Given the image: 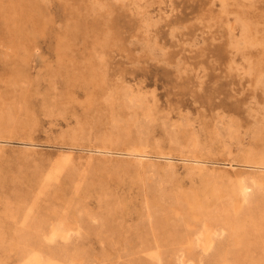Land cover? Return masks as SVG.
<instances>
[{"label":"rangeland","instance_id":"374dc122","mask_svg":"<svg viewBox=\"0 0 264 264\" xmlns=\"http://www.w3.org/2000/svg\"><path fill=\"white\" fill-rule=\"evenodd\" d=\"M38 1L26 52L0 16V264H18L60 221L75 231L47 245L77 264H179L182 206L213 209L237 180L264 183V66L246 26L257 16L264 39V0ZM127 96L146 106L130 109ZM262 205L246 213L241 242L221 241L238 264H264ZM213 254L182 262L219 264Z\"/></svg>","mask_w":264,"mask_h":264},{"label":"bare ground","instance_id":"6f19581e","mask_svg":"<svg viewBox=\"0 0 264 264\" xmlns=\"http://www.w3.org/2000/svg\"><path fill=\"white\" fill-rule=\"evenodd\" d=\"M10 1V0H8ZM8 1H7V4H8ZM96 1V0H95ZM142 1V0H141ZM227 1V0H226ZM229 1V0H228ZM231 1V0H230ZM241 1V0H240ZM244 1V0H243ZM255 1V0H254ZM91 2V1H90ZM215 2V1H214ZM222 2V1H221ZM220 2V3H221ZM237 2V1H236ZM245 2V1H244ZM138 3V2H137ZM231 3V2H230ZM260 3V2H259ZM97 4V3H96ZM234 4V3H233ZM244 4H249V2L247 3H244ZM242 3V5H244ZM252 4V3H251ZM38 5H39V1L38 0H20L16 3L15 0H12L11 1V4L9 3L8 5H6L4 3V1L2 0L1 3H0V16H2L3 18H6L7 20V24H9V26L11 27L12 29V38H13V44L15 45V48H19L18 50H21L23 49V51L25 50H28L29 48H31L35 43L33 42V36L35 37V35H33V30L34 28L36 29L35 26L38 25L37 23V20L35 21V17H36V14H37V8H38ZM235 5H237L235 3ZM225 6V5H224ZM228 6V5H227ZM245 6V5H244ZM247 6V5H246ZM90 7V6H89ZM139 7V6H138ZM243 7V6H242ZM241 7V9H242ZM141 8V7H140ZM227 8V7H226ZM232 8V7H231ZM258 8H259V5H258ZM40 9V8H39ZM245 7L243 8V11L245 12L246 10H244ZM261 9V8H260ZM88 10V8H87ZM237 11V10H236ZM248 11V10H247ZM262 11V10H261ZM254 12V11H253ZM252 12V13H253ZM257 12V11H256ZM209 13V12H208ZM220 13V12H219ZM246 13V12H245ZM40 14V13H39ZM243 14V13H242ZM201 15V14H200ZM228 15V14H226ZM230 15V14H229ZM234 15V14H233ZM244 15V14H243ZM241 15V16H243ZM253 15V14H252ZM85 16V15H84ZM143 17V16H142ZM226 17V16H225ZM247 17V16H246ZM38 18V17H37ZM42 18V16H41ZM78 18V17H77ZM150 18V17H149ZM242 18V17H241ZM1 19V18H0ZM40 19V17L38 18V20ZM79 19V18H78ZM222 19V18H221ZM235 19V18H234ZM257 16L253 17V21H251V23L249 25L248 22L246 24V26H249V30H251V32H254L252 35H253V38H252V41L256 44H258V47H259V61H258V70L257 72H262L263 70V66H264V39L263 37L261 38L260 37V34L259 32H256L254 31L256 28V22H257ZM41 20V19H40ZM39 20V21H40ZM216 20V19H215ZM218 20V19H217ZM3 21V20H1ZM220 21V19H219ZM218 21V22H219ZM225 21V20H224ZM234 21V20H233ZM262 21V20H261ZM4 22V21H3ZM2 22V23H3ZM6 22V21H5ZM86 22V21H85ZM200 22V21H198ZM217 22V23H218ZM37 23V25L35 24ZM75 23V22H74ZM99 23V22H98ZM40 24V23H39ZM76 24V23H75ZM83 24V22L81 23ZM86 24V23H85ZM234 24V23H233ZM262 24V23H261ZM99 25V24H98ZM235 25V24H234ZM233 25V26H234ZM241 25V24H240ZM264 25V24H263ZM40 26V25H39ZM39 26L37 28V30H40L39 29ZM87 26V25H85ZM79 27V26H78ZM96 27V25H95ZM94 27V28H95ZM101 27V26H100ZM231 27V26H230ZM242 27V26H241ZM244 28V26L242 27ZM247 28V27H246ZM246 28L244 29L246 31ZM9 29V28H8ZM70 29V28H69ZM80 29V28H79ZM101 29V28H100ZM234 28H231L230 30H233ZM236 29V28H235ZM94 30V29H92ZM7 31H10V30H7ZM5 31V32H7ZM78 31V30H77ZM91 31V30H90ZM105 31V30H104ZM35 32H38V31H35ZM210 32V31H209ZM243 32V30H242ZM256 32V33H255ZM262 32V31H261ZM100 33V31L98 32ZM225 33V32H224ZM244 33V32H243ZM246 33V32H245ZM9 34V33H8ZM7 34V35H8ZM75 34V33H74ZM86 34V33H85ZM106 34V33H105ZM239 34V33H238ZM249 34V33H248ZM10 35V34H9ZM8 35V36H9ZM247 35V34H246ZM251 35V37H252ZM230 36V35H229ZM235 37V36H234ZM11 38V37H10ZM103 38V37H102ZM226 38V37H225ZM6 40V39H5ZM9 40V38H8ZM231 40V39H230ZM234 40V39H233ZM3 42V41H2ZM9 42V41H8ZM235 42V41H234ZM70 43V42H69ZM68 43V44H69ZM96 44V42H94ZM3 44V43H2ZM62 44V43H61ZM67 44V45H68ZM72 44V43H71ZM70 44V45H71ZM229 44V43H228ZM4 45V44H3ZM6 45V43H5ZM10 45V44H9ZM63 45V44H62ZM65 45V44H64ZM12 46V45H11ZM69 46V45H68ZM93 46V45H92ZM35 47V46H34ZM38 46H36L35 49H38L37 48ZM67 47V46H66ZM100 47V46H99ZM243 47V46H242ZM9 48V47H8ZM33 48V47H32ZM31 48V49H32ZM64 48V47H63ZM92 48V47H91ZM98 48V47H97ZM101 48V47H100ZM237 48V47H236ZM244 48V47H243ZM14 49V47H13ZM16 49L14 50V52H16ZM12 50V48H11ZM97 50V49H96ZM37 51V50H35ZM26 52V51H25ZM13 53V52H12ZM238 53V52H237ZM17 54V53H16ZM16 54H13V55H16ZM92 57V56H91ZM74 58V57H73ZM77 60V59H76ZM253 60V58H252ZM258 60V59H257ZM256 60V61H257ZM78 61V60H77ZM88 63V62H86ZM85 63V65H86ZM94 63V62H92ZM245 63V62H244ZM22 64V63H21ZM20 64V65H21ZM91 64V63H90ZM96 64V63H95ZM84 65V64H83ZM238 65V64H237ZM240 65V64H239ZM25 66V64H24ZM235 66V65H234ZM22 67V66H21ZM77 67V66H76ZM96 67V66H94ZM245 67V66H244ZM251 67V66H250ZM86 68V67H85ZM248 68V67H247ZM77 69V68H76ZM79 69V68H78ZM88 69V68H87ZM94 69V68H93ZM96 69V68H95ZM95 69L93 70L95 73ZM90 70V69H89ZM88 70V71H89ZM246 70V69H245ZM77 71V70H76ZM83 71V70H82ZM81 71V72H82ZM86 71V69H85ZM238 71V70H237ZM242 71V69H241ZM248 71V69H247ZM92 72V70H91ZM99 72V71H97ZM251 72V71H250ZM86 73V72H85ZM247 73V72H246ZM253 73V72H252ZM92 77V75H94V73H89ZM102 74V73H101ZM104 74V73H103ZM242 74V73H241ZM90 75H88V77H90ZM244 75V74H243ZM262 75V74H261ZM97 76V74H95V77ZM100 76V75H99ZM98 76V77H99ZM255 76V75H254ZM85 77V76H84ZM83 77V78H84ZM94 77V76H93ZM93 77L91 79H93ZM94 77V78H95ZM97 77V78H98ZM103 77V76H102ZM101 77V80L102 79ZM87 78V77H86ZM100 78V77H99ZM90 79V80H91ZM254 79V78H253ZM262 79V78H261ZM260 79V80H261ZM84 80H86L84 78ZM89 80V79H88ZM87 81V80H86ZM95 81V79L93 80ZM93 81H88V83L90 82V84L93 83ZM92 82V83H91ZM103 82V81H102ZM101 82V83H102ZM105 82V81H104ZM263 82V81H262ZM97 85L99 84V81L96 82ZM94 83V84H95ZM96 85V84H95ZM103 85V84H102ZM100 85V86H102ZM99 86V85H98ZM106 86V85H105ZM96 88H98L96 86ZM95 88V89H96ZM130 88V87H129ZM131 89V88H130ZM129 89V90H130ZM94 90V89H93ZM92 90V91H93ZM100 90V89H99ZM102 90V89H101ZM99 91V92H102V91ZM127 89H125L124 92H127L126 91ZM107 91V89H106ZM134 92V91H133ZM104 93V92H102ZM132 93V92H130ZM92 97L94 96L95 97V100L96 98L99 99V102L102 100L101 99H104V98H101L99 96H97V93L94 95L93 93H91ZM126 94V93H125ZM128 94V93H127ZM133 94V93H132ZM132 94L130 95V97L132 96ZM99 95V94H98ZM102 95V94H101ZM105 95V94H104ZM91 98V101L89 100V102L93 103V99L94 98ZM102 97V96H101ZM107 97V96H106ZM129 96H127L128 101L129 103H131V105H129L128 103V106H131L130 109L135 106V107H144L146 106L144 104V102L141 100V98H137V97H133V98H130ZM142 97V96H141ZM143 98V97H142ZM147 98V97H145ZM108 99V98H106ZM126 99V98H125ZM94 100V101H95ZM105 100V99H104ZM110 100V98H109ZM112 100V98H111ZM97 101V100H96ZM107 101V100H106ZM127 101V100H126ZM147 101V100H146ZM99 102H96V103H99ZM90 103V104H91ZM124 103V102H123ZM126 103V102H125ZM110 104V103H109ZM97 105H100V104H97ZM133 106V107H132ZM150 105H148L149 107ZM111 107V106H110ZM138 109V108H137ZM136 109V110H137ZM140 109V108H139ZM150 109V108H149ZM152 111H148L147 114H146V122H150L152 120V114H151ZM154 113V112H153ZM135 115V114H134ZM145 117V116H143ZM143 120V119H142ZM183 120V119H182ZM141 122V121H140ZM143 122V121H142ZM153 123V121H152ZM185 123V122H184ZM117 124V123H116ZM151 124V123H150ZM231 124V123H230ZM120 125V124H118ZM117 126V125H116ZM139 126H142L139 125ZM149 126V125H147ZM180 127V125H179ZM228 127V126H227ZM138 128V127H137ZM150 128V127H149ZM141 129V127H140ZM145 129V128H144ZM233 129V128H232ZM143 130V129H142ZM150 130V129H149ZM178 130V129H177ZM173 131V130H172ZM229 131V130H228ZM185 133V132H184ZM230 133V132H229ZM233 133V132H232ZM148 135V134H146ZM145 135V137H146ZM195 135V133H194ZM143 136V135H142ZM191 138V137H190ZM194 138V136H193ZM196 138V136H195ZM196 140V139H195ZM214 140V139H213ZM191 142V140H190ZM197 142V141H196ZM2 143V142H1ZM133 143V142H132ZM195 143V142H194ZM129 144V143H128ZM131 144V143H130ZM143 144V143H142ZM198 144V143H197ZM2 145V144H1ZM190 145V144H189ZM135 146V145H134ZM144 146V145H143ZM194 146V145H193ZM139 147V146H138ZM137 150V149H136ZM140 150V149H139ZM131 151V150H130ZM129 151V152H130ZM133 151V150H132ZM199 151V149H198ZM264 151V150H263ZM231 152V151H230ZM197 153V152H196ZM251 153V152H250ZM131 154V153H130ZM132 155V154H131ZM135 154H133L134 156ZM138 158L140 157V153L138 154ZM137 156V154H136ZM194 156V155H193ZM201 156V155H200ZM135 157V156H134ZM203 157V156H202ZM261 160L259 159V164L262 165L264 164V154L263 156L261 155L260 156ZM194 158V157H192ZM196 158H199V157H196ZM141 160V159H140ZM194 160V159H192ZM250 160V159H248ZM253 160V159H252ZM256 160V159H255ZM198 161V159L196 160ZM251 161V160H250ZM258 161V160H257ZM255 161V162H257ZM227 162V161H226ZM232 162V161H231ZM248 162V161H247ZM139 163V161L137 162ZM203 163V162H202ZM233 163V162H232ZM246 163V162H245ZM249 163V162H248ZM193 164V163H192ZM247 164V163H246ZM60 165V164H58ZM58 165H54V166H57L58 168H56L52 173H50V175L47 176L46 178V183L47 184H50L51 182H53V180L55 181V179L58 177L59 175V172H60V167ZM231 165V164H230ZM254 165V163H253ZM259 165V166H260ZM61 166V165H60ZM199 166V165H198ZM194 167V166H192ZM205 167V166H204ZM203 167V168H204ZM218 167V166H217ZM63 168V167H61ZM191 168V167H190ZM197 168V167H196ZM201 168V167H200ZM211 168V167H210ZM214 168V167H213ZM226 168V167H225ZM247 168V167H246ZM187 169V168H186ZM194 169V168H193ZM199 169V168H198ZM208 169V168H207ZM260 169V168H259ZM53 170V169H52ZM51 170V171H52ZM188 170V169H187ZM191 170V169H190ZM205 170V169H203ZM214 170V169H211V171ZM62 171V170H61ZM201 170H199L200 172ZM218 171V170H217ZM234 171V170H233ZM257 171V170H256ZM259 171V170H258ZM202 172V171H201ZM214 172V171H213ZM47 173V174H49ZM204 173V172H203ZM207 173V172H206ZM58 174V175H57ZM214 174V173H213ZM264 174V172H263ZM204 175V174H203ZM216 175V174H215ZM220 175V174H218ZM258 175V174H257ZM201 176V175H200ZM221 176V175H220ZM231 176V175H230ZM249 175H247L248 177ZM56 177V178H54ZM239 177V176H238ZM257 177V176H256ZM260 177V176H259ZM209 178V177H208ZM211 179V178H210ZM215 179V178H214ZM253 179V178H251ZM251 179H248V178H241L239 180H237L235 183L233 184H230L229 186H227L228 188H226L227 192H228V196H229V199H227L226 202L225 199L221 200L223 202H221L220 200V203L216 205L215 208H210L209 206H203L201 205L199 202H198V199H194L195 201H191L187 206H182L180 208V210H178V213L179 211H181L180 213H182L183 217L184 215L186 216V221L183 223V227L182 228V231L180 232V238L179 240L176 242V247L175 248V252H173L174 254H176V252L179 254V256L181 257L182 261L184 260V258L188 259L189 262H194V259H195V256H198V257H208L209 254L211 253H216L217 254H213L216 256V258L214 257L213 260H217V262L219 264H238V260H239V257L240 255L235 252V250H232L231 248H229V246L227 245L225 247H223V245H221V241L223 240V238L225 236H229V237H232V236H235L237 237L239 232L242 231L243 233L245 232V230H243V227H244V221L246 219L245 215L247 212H251L250 211V207H256L258 202L259 203H262L264 202V183L263 182H256V181H252ZM235 180V179H234ZM258 180V179H257ZM215 181V180H213ZM218 181V180H216ZM215 181V182H216ZM231 181V180H230ZM208 182V181H207ZM232 182V181H231ZM218 183V182H217ZM217 183H215L217 185ZM225 183V182H224ZM228 183V182H227ZM210 184V183H209ZM212 184V183H211ZM229 184V183H228ZM226 185V184H225ZM218 186V185H217ZM216 186V189L217 192L220 194L219 191L223 190L221 189L220 187H217ZM222 187H225L223 184H222ZM225 190V191H226ZM222 193V191H221ZM195 196V195H194ZM217 196V195H216ZM192 197V196H191ZM223 197V196H222ZM220 198V195L219 197ZM179 199V198H178ZM183 199V197H182ZM186 199V198H185ZM215 200V199H214ZM184 201V200H182ZM187 201H188V198H187ZM217 201V202H219ZM186 202V200H185ZM209 201H207L208 203ZM215 202V201H214ZM181 203V201H180ZM179 203V204H180ZM184 203V202H182ZM211 204V203H210ZM264 206V205H262ZM177 208V206H176ZM173 210V209H172ZM252 210V209H251ZM254 210V208H253ZM256 211V210H255ZM262 211V210H261ZM173 212V211H172ZM253 212V211H252ZM251 212V213H252ZM177 213V211H176ZM177 213V214H178ZM254 213V212H253ZM176 214V216H177ZM258 214V213H257ZM253 215V214H252ZM174 216V215H173ZM179 216V215H178ZM177 216V217H178ZM256 216V214L254 215ZM253 216V217H254ZM260 216V215H259ZM29 216L27 215L26 218H28ZM176 217V219H178ZM180 217V216H179ZM182 217V216H181ZM252 218V216H250ZM262 218V217H261ZM255 219V218H254ZM264 219V218H263ZM253 220V219H252ZM259 220V219H257ZM175 221H178V220H175ZM184 221V220H183ZM249 221V220H248ZM256 221V220H255ZM264 222V221H263ZM50 223V222H49ZM57 224L56 225H52L49 232H48V236L45 235V237L43 238V236L41 237V235H37L35 236L34 238V242H32L33 246H29V248L27 247L23 252H22V255L19 256V263L18 264H77L78 261H74L75 257H72L70 255H66L65 253L62 252V250L60 249H53L52 247H50L49 245H47V243L49 242H57L58 239L60 238L61 240H68L71 238L72 236V233H73V230L75 229L76 224H73L72 227H67L65 222L64 221H60V222H56ZM67 223V222H66ZM246 223V222H245ZM251 223V222H250ZM181 224V223H180ZM180 224H177V225H180ZM255 224V223H254ZM48 225V224H47ZM68 225V223H67ZM70 225V223H69ZM71 226V225H70ZM255 226V225H254ZM253 226V227H254ZM258 226V225H256ZM80 227V225H79ZM78 227V229H79ZM252 227V226H251ZM74 228V229H73ZM180 228V227H179ZM246 228V227H245ZM256 228V227H255ZM43 229V228H42ZM81 229V228H80ZM247 229V228H246ZM254 229V228H253ZM258 229V228H256ZM259 230H261L259 228ZM75 231V230H74ZM80 231V230H79ZM78 231V232H79ZM262 231V230H261ZM76 232H77V229H76ZM74 232V234L76 233ZM77 232V233H78ZM260 232V231H259ZM264 232V231H263ZM249 234V233H248ZM179 236V234H177ZM246 236V235H244ZM243 234H242V237H244ZM239 238V242H241L240 240L244 239L241 237V234L238 236ZM241 237V239H240ZM176 238V237H175ZM178 239V237H177ZM228 241V240H227ZM237 241V242H238ZM165 242V241H164ZM243 242V241H242ZM233 244V243H232ZM245 243H243L242 245L244 246ZM235 245V244H233ZM232 245V246H233ZM239 245V243L237 244ZM241 245V244H240ZM241 245V246H242ZM240 246V247H241ZM242 246V247H243ZM234 247V246H233ZM236 247V246H235ZM239 248V246H237ZM243 249V248H242ZM159 252L161 250H158ZM240 252V251H239ZM243 252V250H242ZM154 253V252H153ZM162 253V252H161ZM156 256L158 255L155 254ZM201 255V256H200ZM213 255L211 256V258L213 257ZM244 255V254H243ZM154 256V255H153ZM155 256V257H156ZM159 256V255H158ZM160 257V256H159ZM174 257V256H173ZM176 259V258H175ZM178 259V258H177ZM205 259V258H204ZM203 259V260H204ZM242 259V258H241ZM160 260V258H159ZM166 260V259H165ZM200 260V259H199ZM202 260V261H203ZM207 260V259H205ZM212 260V261H213ZM163 261V263H162ZM180 261V259H178V263L179 264H183V262ZM186 261V260H185ZM156 262V261H155ZM161 264H165L164 260H161L160 261ZM200 262V261H198ZM208 262V261H207ZM159 263V261L157 262ZM187 263V262H186ZM81 264V263H80ZM188 264V263H187ZM191 264V263H190ZM193 264V263H192ZM201 264V262H200ZM212 264V263H211Z\"/></svg>","mask_w":264,"mask_h":264}]
</instances>
